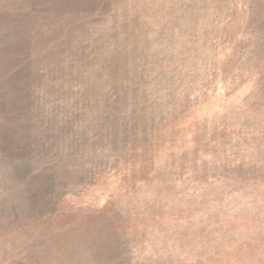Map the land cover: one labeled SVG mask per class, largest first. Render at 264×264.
Returning a JSON list of instances; mask_svg holds the SVG:
<instances>
[{
  "label": "rangeland",
  "instance_id": "374dc122",
  "mask_svg": "<svg viewBox=\"0 0 264 264\" xmlns=\"http://www.w3.org/2000/svg\"><path fill=\"white\" fill-rule=\"evenodd\" d=\"M0 264H264V0H0Z\"/></svg>",
  "mask_w": 264,
  "mask_h": 264
}]
</instances>
